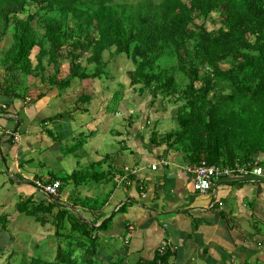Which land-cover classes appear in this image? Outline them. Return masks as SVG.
<instances>
[{"label": "trees", "instance_id": "trees-1", "mask_svg": "<svg viewBox=\"0 0 264 264\" xmlns=\"http://www.w3.org/2000/svg\"><path fill=\"white\" fill-rule=\"evenodd\" d=\"M206 22L214 27L208 29ZM4 40L10 43L6 47ZM63 61L67 69L60 78ZM118 61L130 65L123 70L126 82H118L122 89L115 97L127 87L140 97L151 96L150 105L177 106L174 130L158 136L156 122L151 125L148 138L152 145L166 146L184 165L204 161L233 172L264 168V0H0V116L13 108L18 128L23 119L16 101H23L24 107L45 106L52 91L58 90L59 96L60 90L100 80ZM9 77L19 78L24 86ZM30 77L42 85L34 98L26 94ZM90 98L84 90L75 99L73 111L41 121L39 125L51 126L42 132L54 141L62 138L63 125L57 121L69 118ZM130 115L126 128L141 119ZM56 126L62 131L56 132ZM15 134L7 135L11 136L9 143ZM98 163L62 175L48 171L45 180L38 182L41 189L59 181L60 196L72 184L71 208L51 196L38 202L32 196L19 197L16 211L42 226H52L57 246L53 259L34 251L17 256L16 264H104L98 256V234L107 230L115 215L105 218L99 210L110 193L102 200L89 199L82 189L104 177L113 180L117 172L109 167L99 172L95 169ZM86 213L96 218L89 222ZM99 219L102 223L92 229ZM6 225L7 216L1 215L0 256L6 255V264H10L17 252L11 248L13 237ZM158 256L155 262L162 264L165 254Z\"/></svg>", "mask_w": 264, "mask_h": 264}, {"label": "crops", "instance_id": "crops-1", "mask_svg": "<svg viewBox=\"0 0 264 264\" xmlns=\"http://www.w3.org/2000/svg\"><path fill=\"white\" fill-rule=\"evenodd\" d=\"M96 85L95 81L86 80L80 86L74 85L67 88L69 110L49 109L55 99L52 96H49L45 106L39 104L24 107L22 105L23 109L22 106L17 108L20 109L19 113L23 119L22 125L25 124V130L21 134H15L12 143L8 142L7 135L12 133L14 128L12 125L15 123L13 120L17 116L14 115V109L13 113L3 115L5 119L13 120L4 122L5 131H0L2 137L0 160L5 166V171L0 169L1 215L13 216V218L20 215L15 210V203L19 197L32 196L36 202L48 197L38 183L45 180L46 176L43 177L45 169L34 168L33 170V168L23 167L25 164L35 162L37 166H44L40 156L41 145L45 144V148H49V145L54 142L42 132L44 127L50 128V124L39 125L43 119L40 120L38 115L43 114L45 118H48L63 111H71L75 99L86 90L89 91L90 101L75 110L69 118L57 122L62 123L68 119L69 132L64 129L69 136L78 137V135L86 134L85 136L91 140L97 139V144L107 143L108 146H111L109 140L111 137L120 147L119 151L110 150L109 153L105 151L103 153L101 148L94 151L91 148L88 151L94 157L82 160V157L74 154L69 155L67 160L69 164H66V160L63 161L67 169L66 173L78 167H86L92 162H99L95 167L97 171L107 172L111 168L113 172H117L113 178L115 186L121 180L119 185L121 191L117 195H112L110 191L105 205L99 210L105 218L115 216L109 222L107 230L101 231L102 234H98V237L118 239L121 244L119 248H113L105 242L99 243L98 256L104 264L115 260L117 264H158L155 261L159 258L160 248L165 244L167 246L163 253L165 259L162 264H263L264 177H257L252 173L246 178L231 174L217 181L215 188L208 194L196 193L192 189L190 175L183 170L188 165L180 161L177 153L169 151L166 146L152 145L148 138L151 131L147 129L149 133L134 126L126 128L125 120L129 116L123 118L120 115L117 108L120 105L108 111L112 101L107 104L101 101L99 106L93 103V96L101 91V88ZM92 113H95V116H91ZM102 126L104 132H97V129ZM31 128L34 130L31 131ZM55 129L56 132H61L58 126ZM93 134H96V137H93ZM69 154H73L72 149H69ZM105 157L108 161L103 164L101 161ZM161 159H165L167 164H161ZM153 165H156L155 170H151ZM16 174L19 178L14 177ZM7 179L14 181L15 184L8 183ZM105 180H107L106 177L99 182L88 184V187L82 189V193L89 199L102 200L104 197H96L99 190L94 186L100 185L103 192L101 195L105 196L107 193L103 188ZM67 187L71 192L75 190L72 184ZM34 191L42 192L43 196L35 199ZM71 192L63 198L60 196L63 204L70 208L72 205L68 196H71ZM125 203L128 205L124 211L117 213V210ZM76 208L81 210L79 207ZM85 216L89 222L96 218V215L90 213H86ZM102 221L103 219H99L97 225L95 224L96 227ZM34 224L33 237L46 242L40 247L38 243L32 250L55 249L57 242L53 245L44 230L45 226L49 228L50 225L42 226L37 222ZM18 232L10 233L13 237L11 248L14 251H20L23 245L21 249L29 250L30 244L27 242L21 241L20 246L15 245V239L20 241L19 237H14V233ZM52 234L53 229L50 232V238L53 237ZM6 239L8 241V236Z\"/></svg>", "mask_w": 264, "mask_h": 264}, {"label": "rangeland", "instance_id": "rangeland-1", "mask_svg": "<svg viewBox=\"0 0 264 264\" xmlns=\"http://www.w3.org/2000/svg\"><path fill=\"white\" fill-rule=\"evenodd\" d=\"M209 23L210 22H206V26L208 29H212L214 26L212 24H209ZM6 37H7L6 39H10L9 35H7ZM9 44L10 43L6 42V40L3 41L4 47L8 46ZM33 56H34V51L32 53L31 58ZM128 65H130V63H126L125 61H118L116 63H113L110 68L108 67V69L110 71L108 73L109 75L103 77L100 80L95 81L97 83L96 86L101 88V91L97 95L93 96L94 97L93 103H95V104H97V106H99L101 101H103L102 103H104V101H105V104H107V102L110 103L112 101L110 103L108 111H111L112 108H115L118 105H120L117 108L119 109L118 112L120 111L119 113H120V115L123 116V118H127L128 116H131L130 114H131V112H133L132 116H134L133 117L134 120L137 119L136 116L141 117V119L139 121H137V122L135 121L133 123V126L139 128V130H141V131L145 130V133H149L147 130L150 131L151 125L154 124L155 122H156V124H155L154 128H155V131L159 134L158 136H162L166 132L174 130L177 127V124H176V121H174V119L172 117H174L175 109L177 107L176 105L170 103V104H167L166 107H163L162 105H161V107H158L157 104H159V103H157V102L153 105H150V101L152 100L151 96L142 95L140 97V95L128 92L126 89H124L120 95H117L115 97V92L122 89V87L119 86L120 84H118V82H122L121 78L118 75H120V73H121V75H123V73H124L123 70L129 69ZM223 68H226V67H223ZM66 69H67V64L65 61H63L62 62L63 73H61L59 75L60 78L65 75ZM47 72H48V70H47ZM2 75H3V72L0 70V79H1ZM14 78L15 77H12V78L9 77V79H12L13 83L18 84V86L22 88L24 85H23V83H21V80H19V78H16V80H14ZM37 82H38L37 79H32L31 77L28 78V82L26 83V87H28L26 89V92H27L26 94L30 98H34V96H36L38 91L40 89H42V85L40 83H37ZM125 82H126V80H125ZM88 84H90V83H88ZM77 86H79V85L77 84ZM57 91L58 90H54L50 93V96L54 97L55 99L52 101L53 105L50 106L49 109H54L56 111H61V110H65V109L69 110V106H68L69 90H67V89L63 90V91L60 90L59 96L57 95L58 94ZM131 94H133V95H131ZM29 97H27V98H29ZM145 97H147V98H146L145 103H143V100L145 99ZM71 98H73V97H71ZM23 104H24L23 101L22 102L16 101L17 108H21V106ZM144 107H145L146 111H144ZM154 110H156V111H154ZM92 112H96V110H92ZM156 112H160V114L156 113ZM8 113H13V108H10ZM143 114L145 117H143ZM163 114H165V115H163ZM146 115H148V117H146ZM2 116L3 115L0 116V126L1 127L3 126V122L5 121L4 117H2ZM91 116H95V113H92ZM38 118H40V120H42V119L44 120L45 115L39 114ZM14 125H15V123L12 125V127ZM62 125H63V132L65 134L62 136V138L57 139L54 142H52L49 145L50 146L49 148H45V146H46L45 144L41 145L42 150H41L40 156L42 158V163H44V166H42V165L37 166V164L35 162L32 164H25L23 167L33 168V170H34V168H36V169L37 168H43V169H45L44 170L45 173H44L43 177L47 176V173H46L47 170L51 171V173H56L58 175H62L67 171V169L63 165V161L64 160L67 161L69 159V155L75 154L78 157H82V160H87V158H90L91 156L94 157V155L92 153H91L92 154L91 155L90 152L88 151V149H91V148L93 149V151L97 148L98 149L101 148L100 150L103 153H105V152L109 153L110 150L119 151V148H120L119 145H116L115 140H113L111 137H109V140L111 141V146L110 145L108 146L107 143L106 144L103 143V145L97 144L96 143L97 139L91 140L89 137L87 138L85 136L86 134L78 135L79 138L69 136V134H67L65 132V129H67V132H69L68 119H65L62 122ZM24 126H25V124H24ZM24 126L21 124V126L18 128V131L16 134L23 133V131L25 130ZM120 127H122V126H120ZM147 127H149V128H147ZM30 130L33 131L34 129L31 128ZM97 132L103 133L104 132L103 126L101 128H98ZM93 137H96V134H93ZM8 138H10V136H8ZM78 142H81V145H77ZM85 143H87V144H85ZM88 143H90V144H88ZM73 144H76L78 148H73L72 149L73 154H69L68 148L70 149ZM83 144H84V146H83ZM6 163H7V161H6ZM66 164H69V161H67ZM0 169L5 171V166L2 165L1 160H0ZM3 178L6 179V177H3ZM109 178H110V176L107 177V180H105L106 183L104 182L105 184L103 185V188L107 192L105 194V196L108 195L110 191H112V195H117L118 192L121 191V189L119 187L120 184H116V186H115L114 181L109 180ZM7 181H8V183H11L12 185L15 184V182L14 181L12 182L10 179H7ZM12 187H14V186H12ZM94 187H96V188L98 187V190H99V191L97 190L99 193L96 197H99V198L105 197L104 195H101V194H103V192L101 191L102 188L100 187V185L95 184ZM64 191H65V193L62 195L61 198H63L65 195H67L71 192L67 186L64 188ZM95 193H97V192H95ZM33 195H34L35 199H38V197L43 196L42 192H39V191H34ZM17 201H18V199H17ZM61 203H62V201H61ZM1 214L2 213H0V215ZM10 220H11V222H10ZM34 222L35 221L32 217H28L23 213H20V215H17V217H14V218H13V216H7L6 230H8V233L10 234L11 232L19 231L18 233H14V237L15 238L19 237V239H20V241L15 239V245L20 246V243L22 244L21 241L27 242L28 244H30L29 250L21 249V247L23 246L22 245L19 249L20 251H15V252H17L16 253L17 255H14L13 258H11L9 260L10 264L18 263V261H20L19 257L21 255L29 256V255H32L34 253V251L37 253L36 255L39 257H43V258H46L48 260L54 258V255L56 252V247H55V249L49 250V251H41V250H35V249L32 250V248L35 245H37L38 243H39V247H40L43 243L45 244V242H46V240L40 241L41 239H39L38 237H35V238L33 237L32 233H33V227L35 226ZM96 225L92 224L91 227L92 226L94 227ZM93 227H92V229H95ZM51 228H52L51 226H49V228H48V226L47 227L45 226L44 230H46V232H45L47 234L46 236L49 237L48 239H50L51 243L54 245L56 243V240L53 237L50 238V232L53 229V228L52 229ZM99 234H102V232L101 233L99 232ZM103 235H105V234H103ZM34 241H36V242H34ZM103 242H105L109 246H112L113 248H119L121 245L120 241L118 239H111V238L108 239L105 236H104V238H102V237L99 238V243H103ZM125 247L126 246H124V248ZM22 252H24V254ZM25 253L28 255H26ZM0 255H1V253H0ZM17 256H19V257H17ZM7 260L8 259L6 257L0 256V264H6ZM263 264H264V260H263Z\"/></svg>", "mask_w": 264, "mask_h": 264}, {"label": "built area", "instance_id": "built-area-1", "mask_svg": "<svg viewBox=\"0 0 264 264\" xmlns=\"http://www.w3.org/2000/svg\"><path fill=\"white\" fill-rule=\"evenodd\" d=\"M161 164L166 165L167 162L165 159L160 160ZM156 165L151 166V170H155ZM185 172H187L192 180V189L196 193L200 195H206L209 193V191L213 190L215 188V184L217 181H219L222 178L228 177L231 174L238 175V176H246L250 173L254 174L257 177H263L264 176V168L260 167H254L251 172H248L246 169L241 168L237 169L236 172L231 171L228 167L223 166H217V165H209L206 162L202 161L198 165H188L183 168ZM121 183V180H119V183ZM41 186V185H39ZM60 186L59 181L53 182L51 185L42 186L41 189L43 192L51 197L59 198L60 195L58 193V189ZM166 244L160 248L159 254L162 255Z\"/></svg>", "mask_w": 264, "mask_h": 264}, {"label": "water", "instance_id": "water-1", "mask_svg": "<svg viewBox=\"0 0 264 264\" xmlns=\"http://www.w3.org/2000/svg\"><path fill=\"white\" fill-rule=\"evenodd\" d=\"M14 121H15V125H14V128H13V130H12V133H11V136H13L15 133H16V131H17V128H18V126H19V118L18 117H14ZM10 136V137H11ZM31 184V183H30ZM32 185V184H31ZM48 196V195H47ZM49 198H51L50 196H48ZM108 217V216H107ZM93 227V226H92ZM96 226H94L93 228H95Z\"/></svg>", "mask_w": 264, "mask_h": 264}, {"label": "clouds", "instance_id": "clouds-1", "mask_svg": "<svg viewBox=\"0 0 264 264\" xmlns=\"http://www.w3.org/2000/svg\"><path fill=\"white\" fill-rule=\"evenodd\" d=\"M118 76H119V77L121 78V80H122L121 83H125L124 76L121 75V73H120V75H118ZM118 76H117V77H118ZM96 81H97V80H96ZM125 89H126L128 92H129V90H130V89L127 88V87H126ZM126 90H125V91H126ZM113 100H114V99H113ZM41 190H42V189H41ZM42 191H43V190H42ZM44 194H45V193H44ZM59 199H60V197H59ZM60 201H62V199H60ZM62 203H63V201H62ZM63 205H64V204H63ZM65 206H66V205H65ZM67 208H69V206H67ZM163 253H164V252H163ZM159 255H160V254H159ZM160 256H161V255H160ZM157 262L159 263V261H157Z\"/></svg>", "mask_w": 264, "mask_h": 264}]
</instances>
